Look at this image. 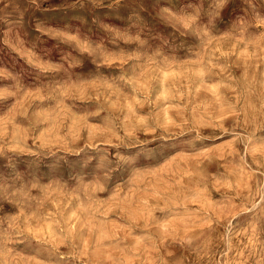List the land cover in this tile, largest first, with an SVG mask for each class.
<instances>
[{"label": "rangeland", "instance_id": "obj_1", "mask_svg": "<svg viewBox=\"0 0 264 264\" xmlns=\"http://www.w3.org/2000/svg\"><path fill=\"white\" fill-rule=\"evenodd\" d=\"M0 264H264V0H0Z\"/></svg>", "mask_w": 264, "mask_h": 264}]
</instances>
